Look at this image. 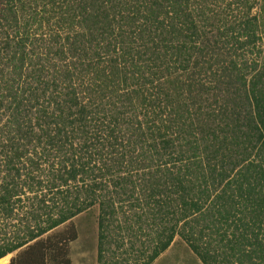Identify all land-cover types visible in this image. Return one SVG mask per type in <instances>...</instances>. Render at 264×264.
Masks as SVG:
<instances>
[{
    "label": "trees",
    "instance_id": "trees-1",
    "mask_svg": "<svg viewBox=\"0 0 264 264\" xmlns=\"http://www.w3.org/2000/svg\"><path fill=\"white\" fill-rule=\"evenodd\" d=\"M95 208L99 264H264V0H0V259Z\"/></svg>",
    "mask_w": 264,
    "mask_h": 264
},
{
    "label": "rangeland",
    "instance_id": "rangeland-1",
    "mask_svg": "<svg viewBox=\"0 0 264 264\" xmlns=\"http://www.w3.org/2000/svg\"><path fill=\"white\" fill-rule=\"evenodd\" d=\"M98 210L97 208L82 213L73 219V223L79 230V237L76 241L71 243V258L73 264H99L98 259ZM65 225H61L55 231H60L65 228ZM142 239L135 240L134 248L132 243L125 238V246L119 249L115 255L107 253V264H136L138 260L139 248L141 247ZM123 249H128L129 252H122ZM17 254V251L7 255L6 258L0 259V264H8L13 256ZM153 264H203L199 258L188 248L180 238H176L172 246L159 258H157Z\"/></svg>",
    "mask_w": 264,
    "mask_h": 264
},
{
    "label": "bare ground",
    "instance_id": "bare-ground-1",
    "mask_svg": "<svg viewBox=\"0 0 264 264\" xmlns=\"http://www.w3.org/2000/svg\"><path fill=\"white\" fill-rule=\"evenodd\" d=\"M7 257V256H6ZM6 257H4V258H6ZM3 259V258H2Z\"/></svg>",
    "mask_w": 264,
    "mask_h": 264
}]
</instances>
